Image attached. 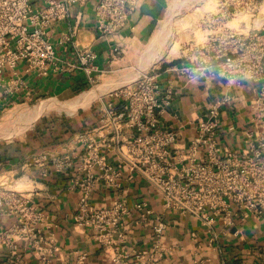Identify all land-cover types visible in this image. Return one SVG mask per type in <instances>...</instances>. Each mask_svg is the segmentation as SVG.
Wrapping results in <instances>:
<instances>
[{"label":"built area","instance_id":"2783aa9c","mask_svg":"<svg viewBox=\"0 0 264 264\" xmlns=\"http://www.w3.org/2000/svg\"><path fill=\"white\" fill-rule=\"evenodd\" d=\"M138 1L99 0L93 17L99 38L123 29ZM72 2L0 0V107L5 98L27 88L19 68L25 75L35 73L40 77L59 70L47 30L68 17ZM205 12L198 24L208 30L204 39L198 43L191 39L185 47V58L194 57L196 65L175 66L172 70L189 80L196 76L208 82L221 78L229 88H237L245 81L257 85L251 125L243 134V150L231 151L218 140L219 116L227 97L214 101L204 118L193 119V136L185 145L179 144V132L159 122L171 102V91L161 95L157 74L150 68L105 93L108 101L100 122L113 126L112 146L128 170L157 191L165 210L193 217L210 229L218 218L230 224L233 218L260 219L264 214V13L259 0H214L213 7ZM118 54L119 49L113 48L111 60ZM74 57L75 61L66 63L64 70L80 69L90 84L95 83L96 53L74 46ZM119 102L124 110L116 113L114 106ZM124 130L131 134L124 135ZM76 138L87 151L80 166L85 178L73 224L78 229H92L98 243L113 249L109 264H126L130 255L119 243L123 242L122 230L132 211L120 199L102 208L89 203L94 184L102 181L109 188H117L121 171L105 161L100 147L88 135ZM105 147L111 149L109 145ZM68 166V159L54 162L56 169ZM134 210L141 212L142 220L152 214L145 201L136 203ZM1 216H13L16 221L0 234V242L12 245L20 241L41 252L56 250L52 234H44V214L31 204L28 195L0 184ZM165 229L164 221L152 224V246L133 251L135 260L130 264H157L165 252ZM84 260V255H78L76 264H84Z\"/></svg>","mask_w":264,"mask_h":264},{"label":"crops","instance_id":"0c3cea01","mask_svg":"<svg viewBox=\"0 0 264 264\" xmlns=\"http://www.w3.org/2000/svg\"><path fill=\"white\" fill-rule=\"evenodd\" d=\"M98 1L73 0L68 17L54 22L47 30L59 70L40 77L35 73L25 75L19 68L27 88L5 98L0 107L1 113L7 107L49 100L74 108L68 114L55 111L58 115H40L23 131L0 138V184L30 197L31 204L44 214V234H52V245L56 248L54 252H41L20 241H13L12 245L0 242V264H76L78 255L85 256L84 264H109L113 249L98 243L92 229H78L73 224L85 178L80 166L87 151L85 145L77 141L79 134L88 135L100 147L105 161L121 171L117 188L96 182L89 203L102 208L120 199L132 211L122 230L123 242L119 243L130 255L126 264L134 262L133 251L152 246V224L157 221L166 224L162 242L165 252L157 264H264V214L260 219L233 218L230 224L218 218L208 229L193 217L165 210L157 191L141 176L129 171L112 146L113 126L100 122L108 101L103 97L105 93L124 83L125 79L119 77L121 73L133 67L137 71L150 68L153 62L141 65L146 50L157 36L163 39L159 52L165 48L169 34L165 36L167 20L172 13L174 17L181 15L182 8L191 1L182 0L179 6L172 7L175 1L181 0H139L125 27L107 38H99L94 28V9ZM263 2L261 0L262 5ZM205 11L196 7L194 12L199 15L194 19L196 13L184 8L180 19L187 23L178 28V40L172 46H176L174 57L152 69L157 74L161 95L171 91V102L159 116V122L165 128L177 130L179 144L185 145L194 134L193 119L204 118L214 101L227 97L219 116L218 140L223 147L239 153L244 148V130L251 125L257 85L245 81L237 88H229L221 78L208 82L196 76L189 80L172 70L175 66L196 65L194 57L185 58L188 55L185 47L191 39L201 42L208 32L206 27L198 25L203 14H207ZM74 46L96 53L98 71L93 76L98 84L95 87L84 71L64 70L66 63L75 61ZM115 47L119 54L111 60ZM96 99H99L97 103ZM114 110L122 112L123 103H115ZM123 134L128 136L131 132L124 130ZM105 144L111 149H106ZM62 159H68L70 166L56 169L54 162ZM141 201L152 211L145 220L141 212L134 210L135 204ZM15 221L13 216H1L0 234Z\"/></svg>","mask_w":264,"mask_h":264},{"label":"rangeland","instance_id":"374dc122","mask_svg":"<svg viewBox=\"0 0 264 264\" xmlns=\"http://www.w3.org/2000/svg\"><path fill=\"white\" fill-rule=\"evenodd\" d=\"M186 1H184V2H186ZM190 1H191L190 3L188 2L189 5L186 4L185 7L182 8L181 15L183 14V11H184V8H185L186 10L190 11L191 13L192 12L196 13V14L193 15L194 19L199 15V14L197 15V12H194V9H196V7L199 6V7L202 8V10H208V9H211V7H213V5H214V0H201V1L200 0H198V1L190 0ZM179 3H182V0H181V2L175 1L173 3L172 7H177V5L179 6ZM260 4H261V0H260ZM261 11L264 13V2H263V5L261 4ZM174 14L175 13H172L170 15V18L167 20V28H166L165 36L168 33L169 34L165 38L166 39L165 48L161 49L162 51L159 52V49L161 48L159 45H161L163 43L162 42L163 39L159 38L157 36L156 39H154V42L151 44V47L146 50L147 54H146V56H145V58L143 60V63L141 65L146 64L145 66H147L149 63L153 62L149 66L150 70L153 69L154 66H157V65L161 64L162 62L166 61L167 59H170V58L174 57V55H175L174 54V50L176 49V46H174L173 48H172V46L178 40L177 39L178 38L177 37L178 28L184 27L185 24L187 23V21L180 19L181 15H177V16L174 17ZM244 20H245V18H244ZM237 21H239V20L233 21V25H236ZM198 37H200V36L198 35ZM184 40H186V39L184 38ZM160 42H161V44H160ZM158 47H160V48H158ZM150 53H151L152 57H154V58L151 57L152 58V62L150 61L151 59L148 58L149 59L148 60L149 63L148 62L146 63L147 55L150 54ZM140 71L141 70H139V71L135 70V67H133V68L127 70L126 72L121 73V75H119V77L121 79L130 78V77L134 76L135 74L138 75L140 73ZM97 84L98 83L95 82V83H93V86L95 87ZM92 93H94V92L92 91L91 95H93ZM103 97H105V96H103ZM98 100L99 99H96L95 103H97ZM54 102L55 101L44 100V101H38V102H30V103H28L27 105H24V106L7 107L4 111H2L0 113V138L1 137H7L8 138L9 136H11V135H13L15 133L23 131L37 117H39L40 115H43L45 113H55V114H57L55 112V111H57V112H60V113H65L66 112L68 114V113H71V112L74 111L73 107L71 108V107H68L66 105L64 106L63 104H60V103L57 104V103H54ZM37 108H39L37 110V112H35V114H32L33 110H36ZM59 115H63V114H59Z\"/></svg>","mask_w":264,"mask_h":264},{"label":"bare ground","instance_id":"6f19581e","mask_svg":"<svg viewBox=\"0 0 264 264\" xmlns=\"http://www.w3.org/2000/svg\"><path fill=\"white\" fill-rule=\"evenodd\" d=\"M160 41V40H159ZM163 42V41H162ZM160 44H161V42H160ZM162 45V44H161ZM161 45H159L160 47H161ZM153 46V45H152ZM160 47H158V48H160ZM160 50V49H159ZM150 55V56H149ZM154 55V54H153ZM152 55H151V53L150 54H148L147 55V61H146V63L148 62L149 63V59H151L150 61L152 62V58H154V57H152ZM149 58V59H148ZM146 60V59H145ZM154 60V59H153ZM145 62V61H144ZM141 63H143V62H141ZM150 64V63H149ZM143 66V65H142ZM141 68V67H140ZM138 75H134V76H132V77H130V78H126L125 80H123V82H126V81H130V80H134L136 77H137ZM123 84V83H122ZM122 84H120V85H122ZM119 84H117L116 86H120ZM114 87V86H113ZM112 86L110 87V88H113ZM110 88H108V89H106L105 91H108ZM104 91V92H105ZM102 94V93H101ZM39 108H37L36 110H33V112H32V114H35V112H37V110H38ZM32 116V115H31ZM28 121V120H27Z\"/></svg>","mask_w":264,"mask_h":264}]
</instances>
